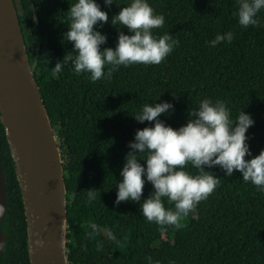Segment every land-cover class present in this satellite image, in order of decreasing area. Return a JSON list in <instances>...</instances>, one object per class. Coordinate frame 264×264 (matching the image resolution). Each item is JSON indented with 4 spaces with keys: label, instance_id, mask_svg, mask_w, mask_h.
Wrapping results in <instances>:
<instances>
[{
    "label": "trees",
    "instance_id": "obj_1",
    "mask_svg": "<svg viewBox=\"0 0 264 264\" xmlns=\"http://www.w3.org/2000/svg\"><path fill=\"white\" fill-rule=\"evenodd\" d=\"M73 2L18 0L30 60L39 47L34 76L52 129L62 140L67 264H149L146 256L160 264H264V192L237 170L226 177L213 166L218 185L180 219L179 228L168 225L162 231L144 218L138 202L113 205L127 142L151 123L132 117L145 103L171 101L173 110L158 118L176 128L201 99L223 100L231 117L240 109L251 114L254 123L246 131L251 155L264 148V9L257 13L260 23L245 28L233 14L236 0H148L164 16L153 35L169 32L177 41L172 51L158 64L121 65L110 79L91 81L87 73H74L70 61L59 73L53 68L74 51L63 37ZM128 2L105 6L97 0L109 19ZM97 30L106 35L101 49L115 46L118 30L127 31L108 22ZM228 31L230 42L208 43ZM0 156L6 192L1 228L7 232L0 264H30L21 191L1 121ZM89 188L96 189V199L87 198ZM151 188L145 182L141 199ZM162 200L165 208L173 207Z\"/></svg>",
    "mask_w": 264,
    "mask_h": 264
},
{
    "label": "clouds",
    "instance_id": "obj_2",
    "mask_svg": "<svg viewBox=\"0 0 264 264\" xmlns=\"http://www.w3.org/2000/svg\"><path fill=\"white\" fill-rule=\"evenodd\" d=\"M112 3L113 0H103L105 6ZM236 5L233 14L240 26L246 28L260 23L257 13L264 9V0H236ZM67 13L69 23L63 37L71 42L74 51L54 64L58 73L63 64L70 61L74 73H87L91 81L110 79L121 65L160 63L177 43L169 32L153 35L152 30L164 24V16L155 13L148 0H129L110 19L97 0H74ZM105 22L124 26L127 31L118 30L115 46L101 49L106 35L97 29ZM232 38L231 31L217 33L208 43L215 46ZM170 110H173L172 102L161 100L143 104L132 115L137 122L151 123L136 129L127 142L128 151L119 169L113 205L121 201L138 202L144 218L161 226L162 231L168 225L179 228L180 219L218 185L219 178L210 170L213 166L222 169L226 177L233 170L239 171L245 182L264 192V148L252 156L247 143L246 131L254 123L250 113L240 109L231 117L225 101L205 97L198 107L187 113L184 124L173 128L158 118L162 113L169 114ZM185 165L197 171L189 172ZM145 182L152 188L141 199ZM86 195L94 200L97 191L89 188ZM164 197L173 203L172 208L164 207ZM90 227L95 229L96 225ZM108 235L114 238L111 232ZM145 259L149 264H160L150 256Z\"/></svg>",
    "mask_w": 264,
    "mask_h": 264
},
{
    "label": "water",
    "instance_id": "obj_3",
    "mask_svg": "<svg viewBox=\"0 0 264 264\" xmlns=\"http://www.w3.org/2000/svg\"><path fill=\"white\" fill-rule=\"evenodd\" d=\"M20 12L16 0H0V121L7 129L5 136L21 191L29 263L67 264L62 140L52 129L34 76L39 47L30 60ZM33 18L37 23L35 11ZM5 210L0 156V255L7 237L1 228Z\"/></svg>",
    "mask_w": 264,
    "mask_h": 264
}]
</instances>
